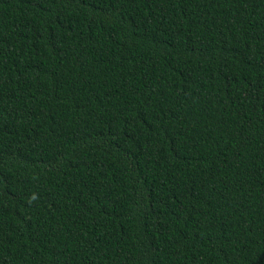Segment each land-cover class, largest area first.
<instances>
[{
	"label": "trees",
	"instance_id": "1",
	"mask_svg": "<svg viewBox=\"0 0 264 264\" xmlns=\"http://www.w3.org/2000/svg\"><path fill=\"white\" fill-rule=\"evenodd\" d=\"M0 264H264V0H0Z\"/></svg>",
	"mask_w": 264,
	"mask_h": 264
}]
</instances>
